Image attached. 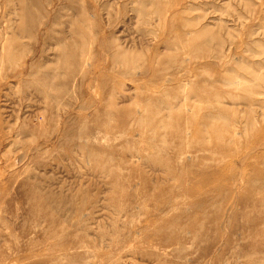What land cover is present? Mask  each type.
<instances>
[{"label": "rangeland", "instance_id": "obj_1", "mask_svg": "<svg viewBox=\"0 0 264 264\" xmlns=\"http://www.w3.org/2000/svg\"><path fill=\"white\" fill-rule=\"evenodd\" d=\"M0 264H264V0H0Z\"/></svg>", "mask_w": 264, "mask_h": 264}]
</instances>
